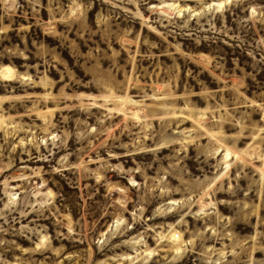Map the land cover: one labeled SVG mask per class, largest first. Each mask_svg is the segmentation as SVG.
Listing matches in <instances>:
<instances>
[{"label":"rangeland","instance_id":"374dc122","mask_svg":"<svg viewBox=\"0 0 264 264\" xmlns=\"http://www.w3.org/2000/svg\"><path fill=\"white\" fill-rule=\"evenodd\" d=\"M0 264H264V0H0Z\"/></svg>","mask_w":264,"mask_h":264}]
</instances>
